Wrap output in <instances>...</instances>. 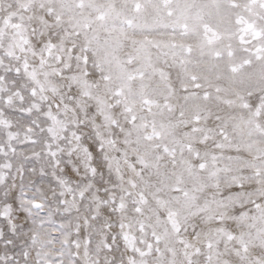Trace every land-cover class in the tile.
<instances>
[{
  "label": "snow or ice",
  "instance_id": "1",
  "mask_svg": "<svg viewBox=\"0 0 264 264\" xmlns=\"http://www.w3.org/2000/svg\"><path fill=\"white\" fill-rule=\"evenodd\" d=\"M0 264H264V0H0Z\"/></svg>",
  "mask_w": 264,
  "mask_h": 264
}]
</instances>
